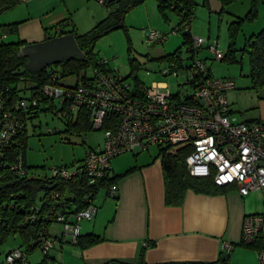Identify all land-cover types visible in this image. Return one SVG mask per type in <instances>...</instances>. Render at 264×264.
Returning <instances> with one entry per match:
<instances>
[{"label": "built area", "instance_id": "built-area-1", "mask_svg": "<svg viewBox=\"0 0 264 264\" xmlns=\"http://www.w3.org/2000/svg\"><path fill=\"white\" fill-rule=\"evenodd\" d=\"M96 1L106 5L110 0ZM190 23V18L183 21V31L191 33ZM164 40L165 35L155 30L145 34L147 45ZM204 46L213 53L214 59L222 61L225 54L218 49L216 41L210 43L209 37L192 35L189 44L165 60L160 71L164 77H184L175 93L170 92L165 82L146 86L139 80L119 76L113 69L112 73L92 70L85 80L79 78L73 85L59 83V77L51 75L40 87L38 96L60 104L58 120L87 116L91 131H102L103 142L87 148L80 163L51 167L48 179L69 181L85 176L90 185H97L111 173V161L117 156L147 151L150 147L188 146L190 152L185 158V167L191 177L212 178L217 187H234L241 197L264 191V124L248 122L245 117L240 122H231L234 112L226 93L234 88V83L213 76L206 66L207 59L198 56ZM182 86H187L190 92L181 93ZM37 106L38 99L30 96L9 105L0 97V168L21 177L26 175L23 159L18 157L8 164L2 157L8 144L14 142L13 138L24 128L21 114ZM107 197H116L113 188L107 190ZM50 199L52 207L42 216L48 228L40 230L31 242L45 259L57 243L75 245L80 236L79 222L92 221L97 213L93 202L83 210L70 212L59 192H52ZM38 213L39 208L32 207L25 220L35 221ZM52 224L61 225V236L49 233ZM240 243L257 247L258 264H264V212L243 218ZM233 249L230 243L222 245L226 254ZM3 264H29L26 251L20 247L9 251Z\"/></svg>", "mask_w": 264, "mask_h": 264}, {"label": "rangeland", "instance_id": "rangeland-1", "mask_svg": "<svg viewBox=\"0 0 264 264\" xmlns=\"http://www.w3.org/2000/svg\"><path fill=\"white\" fill-rule=\"evenodd\" d=\"M139 1L124 14V28L119 27L97 39L94 45L95 58L107 61L110 68L121 77H127L131 81L136 78L146 86L154 82H165L170 92L175 93L178 90V84L184 81L183 75L164 77L160 71L164 68L165 57L183 45L182 31L178 34L173 32L179 23V16L170 8L159 11L156 0ZM192 1L195 7L190 23L191 35L194 38L209 37L210 43L216 41L218 49L224 54H227L229 49L228 23L236 18L243 19L234 43L236 52L233 62L214 59L213 53L205 46L198 56L200 59H207L206 66H209L215 78L230 80L234 83V88L226 93L227 101L234 112L230 116L231 122L237 123L242 117H246L247 121L264 124L256 118L259 112L257 102L264 99V88L259 91L250 89L248 60L246 54L242 52L246 39L264 29V0L254 7L251 19L245 18L251 9V1L233 0L220 20L217 14L206 11L202 6V0L201 2L200 0ZM95 3L103 8L99 2ZM103 9L106 11L105 8ZM1 17L2 15L0 19ZM84 28L86 27L83 25L79 26L80 34L88 30ZM150 30L165 35V40L159 44L147 45L145 34ZM52 36L53 33L49 38ZM18 39L16 33L3 34L0 29L2 42H15ZM74 83L75 77L64 81L66 85ZM179 90L183 94L190 92L187 86H182ZM41 107L43 108L42 105ZM56 107L59 109L60 104L56 103ZM54 114V111L40 112L26 124V165L31 170L30 174L38 178L48 176L51 167L67 166L81 160L88 147L94 148L102 145L103 142L102 131L79 132L69 128L64 120H58ZM156 154L157 148L150 147L147 151L140 152L135 159L132 153L117 156L110 164L112 173L122 174L136 163L150 161ZM104 194V191H100L94 199L93 204L99 207L97 219L92 222L83 220L79 222L81 235L87 232H104L116 216V201L110 197L103 199ZM243 204L245 215L263 213L264 191L250 193L244 198ZM49 233L61 236V225L52 224ZM64 240L68 242L67 239L64 238ZM20 245L21 240L18 235H10L6 238L0 244V264H3L6 253ZM48 256L49 259L45 261L41 251L35 249L28 255V262L29 264H82L79 250L69 243L62 245L57 243ZM228 264H258V248L237 245L231 252Z\"/></svg>", "mask_w": 264, "mask_h": 264}, {"label": "trees", "instance_id": "trees-1", "mask_svg": "<svg viewBox=\"0 0 264 264\" xmlns=\"http://www.w3.org/2000/svg\"><path fill=\"white\" fill-rule=\"evenodd\" d=\"M156 1L159 11L164 8H170L179 16V23L173 31L177 34L182 31V47L189 44L191 41V33L190 31H183L182 25L183 21L187 18L192 20L195 7L194 2L192 0ZM218 1L221 4V11L219 13L221 17L226 13V7L231 4L233 0ZM250 1L251 9L247 13L246 19H251L253 17L254 7L261 0ZM19 2V0H0V15L14 9ZM139 2L140 1L137 3ZM104 6L110 10L108 17L85 34L78 35L73 30L64 32L63 29L68 26L69 21L62 22L55 28L56 30L58 29L57 32H60V35L69 33L75 37L79 48L85 55L84 60L74 58L68 62L63 61L58 65L50 66L46 70L38 73L30 74L25 72L21 76H14L13 73L17 71L19 67H25L27 63V59L18 56L20 48L25 44L21 41L4 43L0 40V97L4 98L8 105L19 101L25 96L38 99V106L36 108H30V111L21 114L20 119L24 128L13 138L14 142L11 141L8 144L2 157L3 161L8 164L14 163L16 158L21 157L23 159V168L26 170V175L21 177L10 170L0 168V244L10 235L16 234L21 240V245L18 247L23 248L27 256L37 249L31 242L38 237L39 231L48 228V224L44 221L42 216L52 207V200L50 199V194L52 192H59L61 199L68 205L65 206L66 209L70 210V212H77L85 209L91 204L101 190H106L107 193V190L133 171V169H129L119 175H111L110 173L99 184L90 185L85 176H76L69 181L48 179L47 176L43 178L32 176L30 174L31 170L27 167L25 160L27 121L37 116L40 112L54 111V116H56L60 111V108L57 109L56 107L57 101H48L38 96L40 87L50 79L51 75L54 74L59 77L57 82L63 84L64 81L68 80L70 77H75V80L79 78L85 80L87 76L91 75L90 72L95 69L104 73H112V69L108 62L104 64V60L95 58L94 45L97 39L104 35L103 33L110 28L115 26L124 28V14L130 10L133 4L132 0H110L108 4ZM202 6H206V0H202ZM242 21L243 19L236 18L228 23L229 49L222 60H228L229 62L234 61L233 56L236 52L234 43ZM17 27L18 23H13L0 26V29L5 34H14L17 32ZM180 49H177L175 52ZM242 52L246 54L248 60L250 89L259 91L264 88V29L246 39L245 47ZM173 53L166 56L165 60L173 56ZM99 63L101 65H99ZM133 81L137 82L138 80L133 78ZM64 121L69 128L78 130L79 132L91 131L90 123L85 115L84 117L78 116L76 120ZM189 152L190 148L188 146L175 149L157 148V154L154 159H159L162 166L165 185L164 198L167 206H180L187 190L209 195L223 194L228 190L226 187L221 188L214 185L212 178L191 177L185 167V158ZM80 162L81 160L74 163ZM86 199H88V202ZM114 199H116V197ZM32 207H38L40 213H38L35 221L27 222L25 216ZM102 241L103 239L101 237L94 234L80 235L75 246L81 250H85ZM239 245H241V243H239ZM104 264L133 263L110 260ZM136 264H146L143 259V252L140 253L139 261ZM163 264H228V260L222 261V259H219L211 263L182 262Z\"/></svg>", "mask_w": 264, "mask_h": 264}, {"label": "crops", "instance_id": "crops-1", "mask_svg": "<svg viewBox=\"0 0 264 264\" xmlns=\"http://www.w3.org/2000/svg\"><path fill=\"white\" fill-rule=\"evenodd\" d=\"M19 1L14 9L2 14L0 26L18 23L17 41L25 45L50 39L51 33L52 38L59 36L55 28L66 21L69 24L64 32L73 30L82 35L79 26L83 25L88 29L85 34L110 14V10L101 5L105 11L96 0ZM203 7L217 14L219 20L222 18L218 0H206ZM257 109L256 118L264 122V99L257 102ZM139 154L132 153L133 158ZM154 158L135 162L129 168L133 171L112 187L116 192V216L104 232L82 234H94L103 239L85 250L76 247L82 264H104L110 260L136 264L141 252L146 264L211 263L223 256L226 260L231 258L233 250L226 254L222 245L230 243L235 248L240 243L242 220L247 216L245 197L234 187H227L225 193L218 195L187 190L180 206H167L162 166L160 160ZM101 191L105 192L103 199L108 198L106 190ZM98 211L99 207L92 221L97 219Z\"/></svg>", "mask_w": 264, "mask_h": 264}, {"label": "water", "instance_id": "water-1", "mask_svg": "<svg viewBox=\"0 0 264 264\" xmlns=\"http://www.w3.org/2000/svg\"><path fill=\"white\" fill-rule=\"evenodd\" d=\"M138 1L132 0V4L134 5ZM118 28V26L112 27L103 34L106 35ZM18 56L27 59V63L25 67H19L13 73L14 76H21L25 72L30 74L38 73L63 61L68 62L74 58L84 60L85 57L75 37L69 33L46 39L39 43L26 44L20 48ZM225 260L226 256H223L222 261Z\"/></svg>", "mask_w": 264, "mask_h": 264}]
</instances>
